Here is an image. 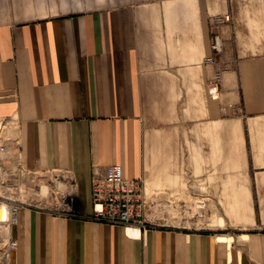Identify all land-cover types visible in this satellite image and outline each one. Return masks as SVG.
Wrapping results in <instances>:
<instances>
[{
    "label": "crops",
    "instance_id": "obj_1",
    "mask_svg": "<svg viewBox=\"0 0 264 264\" xmlns=\"http://www.w3.org/2000/svg\"><path fill=\"white\" fill-rule=\"evenodd\" d=\"M0 119L25 169L73 176L79 211L24 206L16 264H264V231L90 217L111 165L145 191L264 194V0H0Z\"/></svg>",
    "mask_w": 264,
    "mask_h": 264
},
{
    "label": "rangeland",
    "instance_id": "obj_2",
    "mask_svg": "<svg viewBox=\"0 0 264 264\" xmlns=\"http://www.w3.org/2000/svg\"><path fill=\"white\" fill-rule=\"evenodd\" d=\"M74 185L73 176L59 170L20 172L14 169L8 174L1 194L16 198L25 206L30 204L62 213L69 207L76 208V200H73L76 193L70 194ZM164 188V185L156 184L154 189L145 191L149 202L145 219L152 229H200L236 235L264 231V208L258 206L264 205V194L254 193L253 203L249 195L247 202L246 194H231L228 203L222 204L227 207H222L218 201L207 197L208 194L165 192ZM203 198L206 201L200 203ZM239 200L242 206L236 211L241 213L240 218L232 212L236 208L230 207L240 205L236 203Z\"/></svg>",
    "mask_w": 264,
    "mask_h": 264
},
{
    "label": "built area",
    "instance_id": "obj_3",
    "mask_svg": "<svg viewBox=\"0 0 264 264\" xmlns=\"http://www.w3.org/2000/svg\"><path fill=\"white\" fill-rule=\"evenodd\" d=\"M213 48L215 52L221 51L218 37ZM208 62L215 63V57H209ZM218 81L217 79L210 83L208 92L211 97L219 92ZM17 132L18 126L15 121L0 119V264H16L14 258L19 245L14 230L19 222V212L25 206L16 198L1 194L4 193V185L11 171L14 169L20 172L29 171L20 160ZM203 201L206 199L199 200L200 203ZM148 207L143 182L126 178L122 166L111 165L103 176L93 178L90 216L92 220L117 225L127 236L140 239L143 232L152 229L145 219ZM53 211L73 216L79 214L74 207H69L62 213Z\"/></svg>",
    "mask_w": 264,
    "mask_h": 264
},
{
    "label": "bare ground",
    "instance_id": "obj_4",
    "mask_svg": "<svg viewBox=\"0 0 264 264\" xmlns=\"http://www.w3.org/2000/svg\"><path fill=\"white\" fill-rule=\"evenodd\" d=\"M129 234H130V235L132 234L131 231H129Z\"/></svg>",
    "mask_w": 264,
    "mask_h": 264
}]
</instances>
